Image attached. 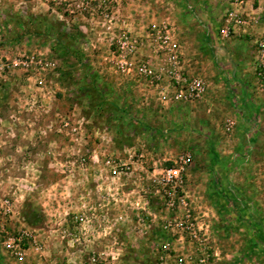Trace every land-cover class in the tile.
Masks as SVG:
<instances>
[{
    "label": "rangeland",
    "instance_id": "obj_1",
    "mask_svg": "<svg viewBox=\"0 0 264 264\" xmlns=\"http://www.w3.org/2000/svg\"><path fill=\"white\" fill-rule=\"evenodd\" d=\"M230 8L0 0V264H264V0H248L260 23L245 33ZM164 22L206 84L198 100L137 69L167 64L152 37ZM125 32L129 73L113 55Z\"/></svg>",
    "mask_w": 264,
    "mask_h": 264
},
{
    "label": "built area",
    "instance_id": "obj_2",
    "mask_svg": "<svg viewBox=\"0 0 264 264\" xmlns=\"http://www.w3.org/2000/svg\"><path fill=\"white\" fill-rule=\"evenodd\" d=\"M229 3L231 5L227 14V23L229 25L231 24L236 28H243L245 33L246 29L260 23V19L245 10L248 6V0H229ZM152 37L157 45L156 53L159 56L165 57L164 60L167 64L161 66L160 72H156L152 69L149 62L139 63L137 69L140 71V74L150 79L152 84L155 82L158 84L164 77H168L175 90L172 96L175 100L192 101L202 98L206 91V84L201 78H189L186 76L180 54V44L175 40L174 32L173 29L170 28V24L164 22L162 25L156 26L153 30ZM115 39L116 40L113 42L115 46L113 55L117 59V67L122 69L123 72H132L136 64L131 59L138 48V40L128 34V32L116 36ZM254 43L258 53L264 56V37L256 40ZM31 64H33L32 60L21 61L19 64L14 62V65H20L25 71L29 70ZM39 64L41 65L42 62H39ZM54 65V62L47 63V66ZM5 68L9 69L10 66L8 64L1 65L2 71H4ZM163 98L166 100L167 96L164 95ZM180 173L181 171L179 169L171 168L167 170V177H165V180L168 183H175L176 185L180 183L181 185L183 182ZM190 217L191 214L189 212L185 218L187 219L185 221L186 229L192 231L191 234L194 238H198L195 223L191 222ZM209 260L210 254L206 253L199 258L198 264H209ZM178 264H183V260H180Z\"/></svg>",
    "mask_w": 264,
    "mask_h": 264
}]
</instances>
